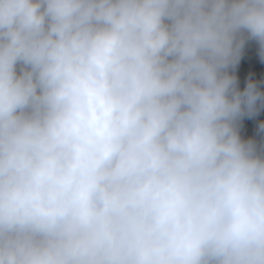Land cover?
Returning a JSON list of instances; mask_svg holds the SVG:
<instances>
[{"label":"clouds","instance_id":"clouds-1","mask_svg":"<svg viewBox=\"0 0 264 264\" xmlns=\"http://www.w3.org/2000/svg\"><path fill=\"white\" fill-rule=\"evenodd\" d=\"M247 40L264 0H0V264H264Z\"/></svg>","mask_w":264,"mask_h":264},{"label":"trees","instance_id":"trees-1","mask_svg":"<svg viewBox=\"0 0 264 264\" xmlns=\"http://www.w3.org/2000/svg\"><path fill=\"white\" fill-rule=\"evenodd\" d=\"M236 78V87L244 91L249 82H254L259 91L264 93V60L261 59L259 45L255 40H248L242 50L240 61L235 67L228 69ZM264 123V103L258 101L257 111L245 114L238 120V132L242 140L254 141L258 148L264 146V131L260 124Z\"/></svg>","mask_w":264,"mask_h":264},{"label":"rangeland","instance_id":"rangeland-1","mask_svg":"<svg viewBox=\"0 0 264 264\" xmlns=\"http://www.w3.org/2000/svg\"><path fill=\"white\" fill-rule=\"evenodd\" d=\"M248 41V40H247Z\"/></svg>","mask_w":264,"mask_h":264}]
</instances>
